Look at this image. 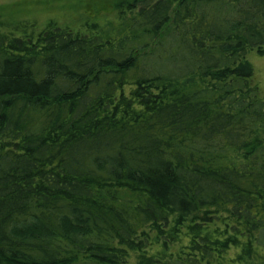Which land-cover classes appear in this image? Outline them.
<instances>
[{
	"label": "trees",
	"instance_id": "1",
	"mask_svg": "<svg viewBox=\"0 0 264 264\" xmlns=\"http://www.w3.org/2000/svg\"><path fill=\"white\" fill-rule=\"evenodd\" d=\"M109 7L0 30V264H264V0Z\"/></svg>",
	"mask_w": 264,
	"mask_h": 264
},
{
	"label": "rangeland",
	"instance_id": "2",
	"mask_svg": "<svg viewBox=\"0 0 264 264\" xmlns=\"http://www.w3.org/2000/svg\"><path fill=\"white\" fill-rule=\"evenodd\" d=\"M109 6L110 0H0V24H3L0 30L26 23L34 24L39 31L53 21L59 27L76 32L85 21L103 23L113 19ZM246 60L253 68V84L264 93V56L252 51L246 55Z\"/></svg>",
	"mask_w": 264,
	"mask_h": 264
}]
</instances>
